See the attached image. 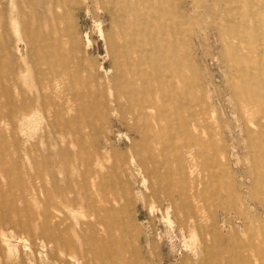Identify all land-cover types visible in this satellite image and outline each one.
<instances>
[{
  "label": "rangeland",
  "instance_id": "1",
  "mask_svg": "<svg viewBox=\"0 0 264 264\" xmlns=\"http://www.w3.org/2000/svg\"><path fill=\"white\" fill-rule=\"evenodd\" d=\"M0 264H264V0H0Z\"/></svg>",
  "mask_w": 264,
  "mask_h": 264
},
{
  "label": "bare ground",
  "instance_id": "2",
  "mask_svg": "<svg viewBox=\"0 0 264 264\" xmlns=\"http://www.w3.org/2000/svg\"><path fill=\"white\" fill-rule=\"evenodd\" d=\"M131 63H132V61H131ZM135 64V63H134ZM142 66V65H141ZM143 83V82H142ZM144 89V88H143ZM194 126V128H195V125H193ZM187 138V137H186ZM116 202H118V201H116ZM90 213H91V215H94L93 214V210H90Z\"/></svg>",
  "mask_w": 264,
  "mask_h": 264
}]
</instances>
